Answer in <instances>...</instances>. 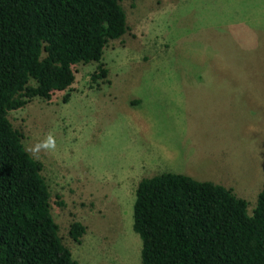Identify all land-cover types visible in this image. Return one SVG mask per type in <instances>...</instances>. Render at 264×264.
<instances>
[{
  "label": "rangeland",
  "instance_id": "rangeland-1",
  "mask_svg": "<svg viewBox=\"0 0 264 264\" xmlns=\"http://www.w3.org/2000/svg\"><path fill=\"white\" fill-rule=\"evenodd\" d=\"M121 8L128 32L103 50L106 84L89 88L95 65L79 64L67 103L58 93L7 117L42 164L52 218L76 264H139L131 206L140 179L212 182L250 214L264 178V0ZM49 135L55 150L34 153ZM73 221L85 228L79 243L68 237Z\"/></svg>",
  "mask_w": 264,
  "mask_h": 264
},
{
  "label": "trees",
  "instance_id": "trees-1",
  "mask_svg": "<svg viewBox=\"0 0 264 264\" xmlns=\"http://www.w3.org/2000/svg\"><path fill=\"white\" fill-rule=\"evenodd\" d=\"M123 1L0 0V264H76L52 218L42 164L7 117L58 93L67 103L79 64L95 65L89 88L106 84L103 50L128 32ZM131 230L139 264H264V178L250 214L246 201L212 182L173 173L140 179ZM84 231L73 221L68 237L79 243Z\"/></svg>",
  "mask_w": 264,
  "mask_h": 264
},
{
  "label": "clouds",
  "instance_id": "clouds-1",
  "mask_svg": "<svg viewBox=\"0 0 264 264\" xmlns=\"http://www.w3.org/2000/svg\"><path fill=\"white\" fill-rule=\"evenodd\" d=\"M55 140L54 138L49 135L45 141L41 142L39 145H37L34 149L33 152L36 153L40 151L41 149L46 150V151H53L55 150Z\"/></svg>",
  "mask_w": 264,
  "mask_h": 264
}]
</instances>
